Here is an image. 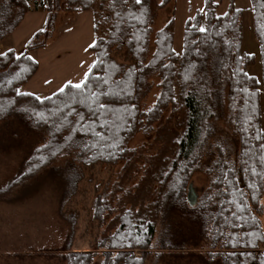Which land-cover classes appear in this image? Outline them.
Wrapping results in <instances>:
<instances>
[{
	"label": "trees",
	"instance_id": "obj_1",
	"mask_svg": "<svg viewBox=\"0 0 264 264\" xmlns=\"http://www.w3.org/2000/svg\"><path fill=\"white\" fill-rule=\"evenodd\" d=\"M251 3L261 79L248 72L257 61L243 50L244 11L234 0L225 14L219 0H205L186 23L181 54L174 46L176 0H162L160 9L173 10L150 58L154 0H45L43 28L21 54L0 55V123L16 116L43 140L0 198L70 154L83 173L125 163L110 195L94 204L93 222L114 215L108 236L92 251L73 252V232L70 264H94L99 253L101 264H144L159 225L164 250L205 244L211 262L264 264V0ZM31 11L28 0H0V45ZM88 12L94 13L96 61L82 87L67 85L46 99L22 94L40 71L31 55L51 46L60 17ZM154 76L160 95L141 111ZM220 108L228 110L229 129L240 142L235 158L220 142L214 145ZM146 130L154 131L152 143L130 150ZM203 172L210 188L197 200L190 184ZM69 177L70 200L83 178Z\"/></svg>",
	"mask_w": 264,
	"mask_h": 264
},
{
	"label": "rangeland",
	"instance_id": "obj_2",
	"mask_svg": "<svg viewBox=\"0 0 264 264\" xmlns=\"http://www.w3.org/2000/svg\"><path fill=\"white\" fill-rule=\"evenodd\" d=\"M32 11L16 32L5 39L0 55L8 51L21 54L26 43L43 28L46 21L45 0H28ZM220 14H225L232 0H219ZM162 0H154L153 32L149 58L153 55L156 33L165 29L173 9H175V50L181 54L184 49L185 26L197 11L204 10L205 0H176L175 7L162 10ZM234 5L244 11V52L256 57V65L248 69L249 74L262 78L261 47L256 42L254 17L251 0H234ZM94 13H79L75 16L63 14L58 22L56 37L47 49L32 53V58L40 64V71L20 92L32 94L39 99L53 97L67 85L83 84L96 61L90 45H94ZM205 28V24L204 27ZM160 78L150 79L151 90L142 101L141 111L151 109L160 95ZM219 138L228 154L239 151L240 142L231 133L228 124V110L219 109ZM154 131H142L135 136L129 148L136 151L150 145ZM43 140L32 131L23 128L16 116L0 123V190H6L13 179L26 169L31 152L42 145ZM213 152V151H212ZM232 158V157H230ZM210 161H206L208 165ZM75 156L55 164L51 170L40 174L5 198H0V264H70L67 255V240L74 232L73 252L94 250L100 240L108 236L110 222L114 215L105 214L102 223L93 222L94 204L99 196H109L122 174L125 163L117 167H99L84 173L78 167ZM142 165V164H141ZM78 174L83 179L76 196L68 198L71 192L67 181L69 176ZM142 175L139 174L138 179ZM92 180V181H91ZM210 178L197 173L191 188L194 198L199 199L210 188ZM133 183L128 188H133ZM178 228V226H177ZM163 233L159 225L151 254L144 264H219L209 261L210 248L205 244L186 245L182 250H164ZM182 242L179 236L177 244ZM167 246V245H166ZM72 253V252H71ZM99 253L94 264H101Z\"/></svg>",
	"mask_w": 264,
	"mask_h": 264
},
{
	"label": "snow or ice",
	"instance_id": "obj_3",
	"mask_svg": "<svg viewBox=\"0 0 264 264\" xmlns=\"http://www.w3.org/2000/svg\"><path fill=\"white\" fill-rule=\"evenodd\" d=\"M140 2V0H137V3H139ZM202 31H203V29H201ZM91 46H94V45H90V47ZM2 55H7V53H4V54H2ZM74 87H76V88H81L82 87V85L81 84H76V85H74ZM63 90V89H62Z\"/></svg>",
	"mask_w": 264,
	"mask_h": 264
},
{
	"label": "crops",
	"instance_id": "obj_4",
	"mask_svg": "<svg viewBox=\"0 0 264 264\" xmlns=\"http://www.w3.org/2000/svg\"><path fill=\"white\" fill-rule=\"evenodd\" d=\"M2 44H3V43H2ZM2 44L0 45V51H2V50H3V45H2Z\"/></svg>",
	"mask_w": 264,
	"mask_h": 264
},
{
	"label": "water",
	"instance_id": "obj_5",
	"mask_svg": "<svg viewBox=\"0 0 264 264\" xmlns=\"http://www.w3.org/2000/svg\"><path fill=\"white\" fill-rule=\"evenodd\" d=\"M192 193H193V191H192ZM193 195H194V193H193Z\"/></svg>",
	"mask_w": 264,
	"mask_h": 264
}]
</instances>
